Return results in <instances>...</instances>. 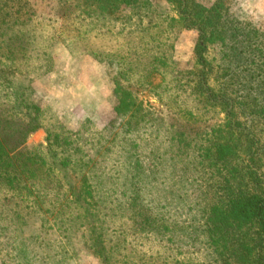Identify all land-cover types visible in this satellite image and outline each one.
I'll list each match as a JSON object with an SVG mask.
<instances>
[{
    "label": "trees",
    "instance_id": "trees-1",
    "mask_svg": "<svg viewBox=\"0 0 264 264\" xmlns=\"http://www.w3.org/2000/svg\"><path fill=\"white\" fill-rule=\"evenodd\" d=\"M19 1L0 0L2 256L264 264V28L232 0H166L172 17L155 16L149 0H57L72 2L78 28L66 35L19 17ZM172 22L196 33L190 65L174 59ZM109 36L122 42L92 40ZM58 38L108 70L104 125L66 124L37 98L33 82L51 71ZM38 129L44 142L28 146Z\"/></svg>",
    "mask_w": 264,
    "mask_h": 264
},
{
    "label": "rangeland",
    "instance_id": "rangeland-1",
    "mask_svg": "<svg viewBox=\"0 0 264 264\" xmlns=\"http://www.w3.org/2000/svg\"><path fill=\"white\" fill-rule=\"evenodd\" d=\"M149 1L155 16L157 13L166 14L168 17L175 15L172 6L166 0ZM70 3L72 4L71 1ZM70 3H59L57 0H20L17 4L20 7L18 15L21 18L28 16L34 18L42 24L44 32L63 31L67 35L78 28L76 25L73 29L74 24L71 22L73 18L70 14L72 10L68 8ZM232 8L242 19L250 21L261 29L264 28V0H232ZM170 33L175 45L174 59L182 67L190 65L196 38L195 31L180 29L178 24L172 22ZM92 40L98 46L112 49L122 42L121 36L92 38ZM74 47L79 51V44ZM52 55L51 71L33 82L39 101L56 111L66 124L76 125L81 119L90 118L97 126L104 125L112 117L114 102L112 83L106 67L90 55H71L60 38L52 46ZM157 81L158 78H154V82ZM137 95L144 105L152 107L156 113L161 111L162 106L157 98L146 91H139ZM44 136L43 129H38L28 137L26 144L32 146L44 142ZM2 254L0 251V264H12ZM66 264H99V262L89 253L79 251L68 259Z\"/></svg>",
    "mask_w": 264,
    "mask_h": 264
}]
</instances>
